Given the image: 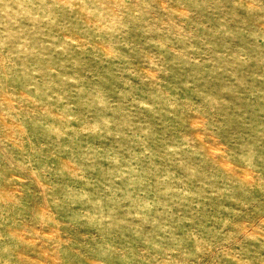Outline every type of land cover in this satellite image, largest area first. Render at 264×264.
<instances>
[{
    "label": "rangeland",
    "instance_id": "374dc122",
    "mask_svg": "<svg viewBox=\"0 0 264 264\" xmlns=\"http://www.w3.org/2000/svg\"><path fill=\"white\" fill-rule=\"evenodd\" d=\"M0 264H264V0H0Z\"/></svg>",
    "mask_w": 264,
    "mask_h": 264
}]
</instances>
